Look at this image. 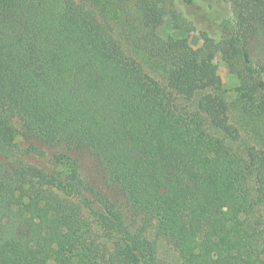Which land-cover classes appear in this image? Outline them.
I'll return each instance as SVG.
<instances>
[{"label": "trees", "instance_id": "16d2710c", "mask_svg": "<svg viewBox=\"0 0 264 264\" xmlns=\"http://www.w3.org/2000/svg\"><path fill=\"white\" fill-rule=\"evenodd\" d=\"M96 2L104 16L120 12L123 37L167 83L75 0H0V264H169L146 236L154 224L183 264H264V216L249 218L264 213V146L244 156L209 131L239 134L222 77L189 39L202 32L227 48L242 113L264 123V0ZM38 143L96 153L142 227L74 157Z\"/></svg>", "mask_w": 264, "mask_h": 264}, {"label": "rangeland", "instance_id": "374dc122", "mask_svg": "<svg viewBox=\"0 0 264 264\" xmlns=\"http://www.w3.org/2000/svg\"><path fill=\"white\" fill-rule=\"evenodd\" d=\"M75 1L83 5L86 9L95 11L98 14L100 20L112 28L114 36L121 43L122 48L124 49L127 56L135 59L149 75L153 76L163 85H166L167 82L162 74V71L160 70L158 61L154 58H150L147 54L134 49L133 46L123 37L120 23L122 15L119 11L111 10L109 11L110 13H106L104 16L100 11L101 8L97 4L96 0ZM158 21L159 32L163 36H168L169 34L173 33V25L169 16L161 15L159 16ZM189 37L190 43L199 52L204 64L216 71L222 77L224 82V95L229 104V121L239 130V134L237 137L228 136L224 131L215 128L210 124L208 125L209 131L223 138L229 146L244 156L246 155V151L250 146H264V123L251 121L242 113L240 108V104L237 99V93L235 91V87L237 86L238 82L234 75L229 72L225 58L227 48L217 50L213 44V40L202 32L191 33ZM252 50L254 53L263 56L262 50L258 44H254V46H252ZM177 102L189 107L194 106L193 104L187 103L182 98H179ZM13 122L17 127L22 128V123L18 118H14ZM18 140L22 144H25L26 142L22 136H19ZM38 144L49 154L68 153L74 157L78 161L81 177L84 180L93 183L95 186L105 192L112 199V201L117 204V206L123 212L127 223L133 230L142 227L143 221L141 217L134 215L125 196L117 189L110 188L107 185L101 163L96 153H94L91 149L75 150L68 149L64 144ZM250 184L253 188H255L253 178L251 179ZM263 216V210L261 208H257V210H255V212L252 213L249 218L250 220H255L260 219ZM155 226L156 224L152 225L146 231V236L150 240H156L159 258L169 264H183L182 259L175 248L165 238L158 237L156 235ZM94 230L97 237L101 235V231L96 225H94ZM103 241H105L104 238ZM105 244L110 251L112 249V243L107 241Z\"/></svg>", "mask_w": 264, "mask_h": 264}]
</instances>
